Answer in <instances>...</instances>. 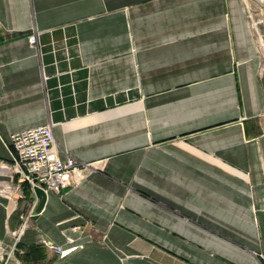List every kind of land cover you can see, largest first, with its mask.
I'll return each mask as SVG.
<instances>
[{
  "label": "crops",
  "instance_id": "0c3cea01",
  "mask_svg": "<svg viewBox=\"0 0 264 264\" xmlns=\"http://www.w3.org/2000/svg\"><path fill=\"white\" fill-rule=\"evenodd\" d=\"M260 64L244 0H0V258L264 264ZM48 122L94 166L36 211L10 136Z\"/></svg>",
  "mask_w": 264,
  "mask_h": 264
},
{
  "label": "built area",
  "instance_id": "2783aa9c",
  "mask_svg": "<svg viewBox=\"0 0 264 264\" xmlns=\"http://www.w3.org/2000/svg\"><path fill=\"white\" fill-rule=\"evenodd\" d=\"M31 45L37 41L36 35L28 37ZM264 74V67L261 68ZM11 170L18 182L27 183L30 190L34 187L41 188L45 193L52 191L61 193L67 187L72 186L81 177L82 173L92 169L93 164L78 162L70 156L62 161L58 155V148L55 145L52 123L48 122L42 126H37L21 131L10 136ZM23 198V192L19 194ZM28 216H21L22 223L18 229L12 231L16 244L19 235L26 227ZM75 231L82 232V228L75 227ZM44 243L51 248L58 256L65 257L70 249L65 250L62 246ZM72 250V248H71ZM2 264H23L13 255L0 258Z\"/></svg>",
  "mask_w": 264,
  "mask_h": 264
},
{
  "label": "rangeland",
  "instance_id": "374dc122",
  "mask_svg": "<svg viewBox=\"0 0 264 264\" xmlns=\"http://www.w3.org/2000/svg\"><path fill=\"white\" fill-rule=\"evenodd\" d=\"M244 3H245V8L247 10V16L249 18V21L251 22L252 28L255 32L256 38L258 40V44H259L260 49H261L260 68H263L264 67V7L261 6L255 0H244ZM261 76L264 78V74H261ZM103 162H104V160H103ZM23 217H25V216H23ZM20 221H21L20 222V224H21L22 219ZM27 225H28V221L26 223V226ZM12 231H14V230H12ZM257 257L259 259H263L264 256L262 254H258Z\"/></svg>",
  "mask_w": 264,
  "mask_h": 264
},
{
  "label": "water",
  "instance_id": "95a60500",
  "mask_svg": "<svg viewBox=\"0 0 264 264\" xmlns=\"http://www.w3.org/2000/svg\"><path fill=\"white\" fill-rule=\"evenodd\" d=\"M34 192H35V195L37 196V198L39 199V205H38V207H37V209H36V211H39V209L42 207V205H43V202H44V200H45V196H46V194H45V192L41 189V188H39V187H34Z\"/></svg>",
  "mask_w": 264,
  "mask_h": 264
},
{
  "label": "trees",
  "instance_id": "16d2710c",
  "mask_svg": "<svg viewBox=\"0 0 264 264\" xmlns=\"http://www.w3.org/2000/svg\"><path fill=\"white\" fill-rule=\"evenodd\" d=\"M22 184H23V186H24L25 189L28 188L27 183L24 182ZM35 253H36V251H34L33 249H29V251L25 254V259L28 258V257H30L31 255L34 256Z\"/></svg>",
  "mask_w": 264,
  "mask_h": 264
},
{
  "label": "bare ground",
  "instance_id": "6f19581e",
  "mask_svg": "<svg viewBox=\"0 0 264 264\" xmlns=\"http://www.w3.org/2000/svg\"><path fill=\"white\" fill-rule=\"evenodd\" d=\"M256 2H258L261 6H263L264 7V0H255ZM20 236V235H19ZM70 249V251L68 252V254H70L74 249L72 248V250H71V248H68V250ZM65 250H67V249H65Z\"/></svg>",
  "mask_w": 264,
  "mask_h": 264
}]
</instances>
